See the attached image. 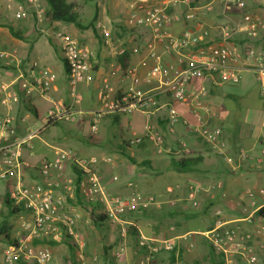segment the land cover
Segmentation results:
<instances>
[{
	"label": "crops",
	"instance_id": "0c3cea01",
	"mask_svg": "<svg viewBox=\"0 0 264 264\" xmlns=\"http://www.w3.org/2000/svg\"><path fill=\"white\" fill-rule=\"evenodd\" d=\"M25 1L0 0V47L3 49L15 48L25 61L34 60L46 68L50 66L54 56L48 46L49 44L58 48L60 57H63L60 37L62 34L76 38L83 45L90 47L95 52L92 61L94 71H92V78L89 82L81 83L78 86V91L82 94V102L79 107L89 110L100 105L99 89L105 77L110 78L118 93L125 92L131 83L130 77L126 76L128 68L131 67H136L141 76L140 87L153 89L158 86V79L149 78V71L154 63L149 51V44L153 42L150 32L145 28L129 29L125 25V21L119 19L120 15L127 16L129 14L131 4L135 0H68L75 4L77 12L79 11L78 8H82L81 5L91 6L88 11L83 9L85 15L90 17L87 24L82 22L86 26L84 29L63 21H54L52 24H47L43 20L39 23L36 21L31 9H27L24 16L18 18L15 15L16 7L19 3ZM169 1L148 0V2L157 6H162ZM244 2L246 4L244 10L226 13L218 0H193L192 11L195 19L200 21V25L210 31L208 37L210 42L221 44L225 43L221 26L229 21H240L244 12L258 14L264 21V0H244ZM208 6H212V9H207ZM171 11L178 16V19L169 25V29L174 34L180 35L187 28L195 31L200 29L199 25L195 23L196 20L193 22L184 18V12L186 11L184 6L179 5L177 8H171ZM99 23H103L112 32L111 37L114 42L111 45L105 43L101 29L98 27ZM8 26L19 32L22 38L14 36ZM43 35H46L47 41L42 39ZM121 41L127 47V53L131 54V57L127 58L126 68L123 67L121 62L123 55H118L114 50L118 42ZM232 42L242 46L245 44V38L239 35L233 38ZM87 43L91 45H87ZM256 44L264 48V32H262ZM133 46H138L139 51L133 52L131 49ZM157 51L163 54L165 63H176V54H166L161 43H157ZM5 71H10V77L3 75ZM17 73L18 69L15 67L10 69L0 67V82L11 83ZM203 85L209 86L210 89L209 94L203 99L206 106V111H203V113L210 125L222 129V138L225 142L223 153L212 148L202 138L197 129L189 128L183 121L170 123L167 105H173L183 119L195 125L197 121L188 104L176 101L169 95L161 96V106L153 113L151 118V122L156 125L165 139L162 152H159L155 143L150 140H144L137 145H131L130 143L133 134L143 133L148 124V117L142 111L137 110L128 114L105 116L99 123L107 124V130L102 132V135H99L100 137H96L94 144L87 145L76 130L79 127H86L92 131L90 118L83 117L72 122L59 121L60 123L57 125L48 126L44 120L51 106L49 98L38 94H34L29 98L39 111V117L27 110L20 100L17 101V98H13L10 113L17 122L19 131L17 136L22 137L37 126H42L41 133H46L49 139L45 140L40 134L32 140V147L25 146L22 149L23 160L30 164L25 168L24 173L26 186H33L40 180L37 167L40 160L43 158L53 159L61 149H66L79 156L98 157L99 162L96 167L102 183L110 195H128L133 189H136L146 194H153L165 201L160 207L153 206L146 210H136L123 215V221L127 222L129 229L132 225L137 228L138 236L141 232L146 235L172 238L174 242H178L181 236L190 231H205L213 227L217 208H222L227 218L238 216L241 213L237 201L239 194L249 188L264 186V153L261 152L260 143L264 135V99L260 93V84L255 72L250 68H245L242 73V80L238 84L222 82L216 75L209 81L203 78L193 80L189 86V91L199 89ZM70 89L65 70L63 76H57L52 81L50 95L53 99L69 106L72 101ZM10 93L12 94V92ZM7 109L1 103L0 96V113L7 112ZM114 125H118V130L115 131ZM46 126L48 127L46 128ZM59 126H61L59 130L55 133L51 132L53 128ZM99 132L100 129L98 128L93 133L99 134ZM115 133L117 135H114ZM240 150L247 151L248 159L241 167L232 168L226 162L225 156L236 157ZM129 157H132L134 161H131ZM183 157L192 159L191 162L196 164L193 170L181 171L175 169L173 160ZM106 158L111 160L105 161ZM73 173L74 166L69 164L66 175L71 176ZM62 181V186L57 190V193L67 195V193H70L68 183L65 180ZM193 181L199 182L203 186L198 208H191L186 205L172 207L167 203L171 198L185 197L188 192V185ZM217 181L223 182V188L213 187V184ZM169 188H174V190L169 192ZM72 195L73 197L68 196V201L69 198L73 199V201L70 200L69 206L80 213V218L76 224L78 241L64 238L59 242L51 241L41 245L49 247L53 258H55V261L52 260L54 264L63 258L70 260L71 255L67 252L68 243L77 245L80 242L82 247L85 244L82 250H86L87 246L89 251L92 248V240L99 237L100 233L97 227L101 226L106 232V226L114 223L118 240H113V245L110 244L103 250V258L107 261L104 263L114 264L113 251L121 240L120 224L107 218L102 225H99L90 212L81 204H78L74 191ZM92 204L97 214L105 213L102 212L104 209L103 203L96 201ZM2 212L9 215L8 206H4ZM24 212L22 211L19 217V227L29 233L25 224L31 220L32 215L29 213V216H26ZM189 214L191 216L188 218ZM15 216L16 214H11L9 218L8 225L11 228H16L11 222ZM21 233L18 230L17 234L20 235ZM4 238L0 239L2 241L0 245L4 247L3 249L0 248L2 262H4V250L10 244H13L5 236ZM192 239L194 247L195 244H199L201 251L206 252L208 249L205 256L207 259L206 264H209L212 254H210L211 248L208 241L202 236H199L196 240L194 236ZM201 244H205V246L203 247ZM78 252L79 250L77 254ZM140 253L136 236L128 235L127 251L122 257L123 264H139ZM184 255L188 263L191 260L195 262L197 258L196 256L195 259L191 258L189 256L190 252H184ZM168 256L169 254L165 252L159 254L158 262L169 264ZM96 258L93 257V259Z\"/></svg>",
	"mask_w": 264,
	"mask_h": 264
},
{
	"label": "built area",
	"instance_id": "2783aa9c",
	"mask_svg": "<svg viewBox=\"0 0 264 264\" xmlns=\"http://www.w3.org/2000/svg\"><path fill=\"white\" fill-rule=\"evenodd\" d=\"M43 0H26L16 7V17L21 18L27 9L33 11L40 23L44 19ZM224 12L242 11L244 0H218ZM182 5L186 8L184 18L196 20L192 11L193 0H170L162 6L153 5L148 0H135L126 17L125 25L129 29L145 28L153 38L149 44V51L154 63L149 71V78L159 81L153 89L140 87L141 76L136 67L128 68L126 76L131 83L123 93H118L109 77L103 79L99 89L100 105L97 108L85 110L80 106L82 94L78 91L81 83L89 82L92 78L93 58L95 52L83 45L76 38L61 35L62 56L69 68V83L71 104L66 106L50 95L52 81L57 77L49 68L39 65L35 61H25L15 48L0 47V60L8 67L18 69L15 79L11 82H0L1 103L8 109L0 113V197H7L15 204H23L31 213V220L25 224L28 234L18 238L16 243L10 244L4 251L7 262H13L19 257L32 260L35 264H51L53 254L49 247L37 245L36 241L59 242L64 238L78 241L76 224L80 213L69 206L68 196L73 197L79 190L82 198L89 202H101L104 212L112 222L120 224L121 240L113 251L114 264H123L122 257L127 251L129 225L123 221V215L136 210H145L153 206L160 207L165 201L153 194H146L133 189L128 195H110L100 178L96 164L98 157H83L71 150L61 149L53 159L43 158L37 165L40 180L33 186L27 187L24 180L25 168L30 164L22 158L23 147L33 146L32 140L38 137L43 128L37 126L26 135L13 137L15 117L10 113L13 98L20 94L32 96L38 94L49 98L51 106L45 118V124L57 121H76L83 117L90 118L93 132L98 130L99 121L108 115L128 114L142 111L148 117V124L143 133H135L130 139L131 145H137L144 140L155 143L159 152L164 150V136L151 122L153 113L161 106V96L169 95L176 101L188 104L197 121L193 124L181 117L173 105H167L170 123L183 121L189 128L197 129L202 138L215 150L223 153L225 142L222 129L209 124L203 111H206L204 97L209 94V86L203 85L199 89L189 91L193 80L203 78L207 81L216 75L222 82L238 84L242 80L245 68L252 69L260 84V93L264 99V48L256 41L264 32V21L258 14L244 12L240 21H229L221 26L225 43L214 44L208 39L210 31L200 25L199 30L187 28L180 35L169 29V25L178 19L171 8ZM207 9H212L208 6ZM102 36L106 44H112L110 30L99 23ZM242 35L249 40L242 46L232 42L236 36ZM157 43L163 45L166 54H176V63H165L163 54L157 51ZM115 52L123 55L127 51L124 42H118ZM133 52L139 47L133 46ZM12 92V94L10 93ZM264 126V120H263ZM261 152L264 153V135L261 138ZM248 159V153L240 150L236 157L225 156L232 168H239ZM106 158L105 161H110ZM71 164L77 168L83 178L76 184V173L66 175L67 166ZM62 180L68 183L70 193L61 195L57 190L62 186ZM133 185V184H130ZM222 181L213 184L214 188H223ZM174 188H169V192ZM203 186L199 182H190L185 197L171 198L167 203L174 207L186 205L198 208ZM241 213L234 218H227L222 208L215 211V224L209 230L190 231L180 237V241L157 235L139 233L137 246L140 253L139 264H161L158 255L168 253V262L174 256L173 264H183V252H190L194 247L193 237H204L213 250L219 264H264V186L249 188L238 196ZM3 203L0 199V212ZM77 254L78 264H90L79 242ZM208 264V263H207Z\"/></svg>",
	"mask_w": 264,
	"mask_h": 264
},
{
	"label": "trees",
	"instance_id": "16d2710c",
	"mask_svg": "<svg viewBox=\"0 0 264 264\" xmlns=\"http://www.w3.org/2000/svg\"><path fill=\"white\" fill-rule=\"evenodd\" d=\"M44 2L46 3V5H44V22L47 24H52L54 21H63L65 23H72L75 26H77L78 28L84 29L86 28V26L82 23L81 18L75 8V4L72 2H69L68 0H44ZM37 21V20H36ZM10 32L19 38H22L21 34L19 32H17L16 30H14L13 27L8 26ZM259 40V39H258ZM257 40V41H258ZM249 40L245 39V43L248 42ZM256 41V43H257ZM258 45V44H257ZM131 54L127 53V51L123 54V56L121 57V62L123 64V67L126 68L127 67V58H130ZM62 60L64 62V66H65V70L68 76V80H69V68L67 63L65 62L64 58L62 57ZM0 67L2 68H6V69H10V68H14L13 66H6L1 60H0ZM30 97L32 96H24L23 94H20L17 97V101L20 100L24 107L29 110L30 112L34 113V115L39 117V111L37 110V108L35 107V105L30 101ZM60 122H54V123H49L47 124L48 126L51 125H57ZM46 126V128L48 127ZM19 135V131H18V127H17V122L15 121V127H14V133H13V137ZM131 161H134V159L132 157H129ZM192 159L183 157V158H179L176 160H173L174 162V167L177 170H181V171H189V170H193L194 165L191 162ZM74 173H76V184H79V182L81 181V179L83 178L84 174H82V172H80L79 170H77L76 167H74ZM8 195H3L0 197L2 203H3V207L4 206H8L9 208V215H5L4 212H0V236L4 235L6 237V239L12 241L13 243H16V240H12L11 239V226L8 225L9 224V218L11 217V214H16L19 215L22 213V211H27L28 209L23 205H18L15 204L12 200H10L8 197ZM76 198H77V202L78 204H81L85 209H87L91 216L93 217V219L95 220V222H97L99 225H102V223L104 222L105 219H107V215L106 213H96L95 212V207L92 203H89L87 201H85L79 190L77 189L76 192ZM70 200L73 201L72 198H69V202ZM149 209V208H148ZM146 210V209H145ZM191 216V214H189L187 217L189 218ZM194 216V215H193ZM133 235L134 237L136 236V242H137V238H138V230L135 226H130L129 229V235ZM51 242V241H50ZM36 243H41V244H46L49 243L48 241H36ZM72 248H74V245H71ZM210 254H212V257L209 259V264H219L217 260V257L215 256L213 250H210ZM191 255V253H190ZM181 257L183 258V260H185V262H187L186 256L184 255V252L182 251ZM16 263L17 264H30L25 258L23 257H19L16 259ZM174 263V256L171 255V262L170 264ZM188 263V262H187ZM35 264V263H34ZM189 264V263H188Z\"/></svg>",
	"mask_w": 264,
	"mask_h": 264
},
{
	"label": "rangeland",
	"instance_id": "374dc122",
	"mask_svg": "<svg viewBox=\"0 0 264 264\" xmlns=\"http://www.w3.org/2000/svg\"><path fill=\"white\" fill-rule=\"evenodd\" d=\"M42 2H43V5H46L44 0ZM79 6H80V4H79ZM81 7L82 8H80V9L78 8V10H79L78 12H79L80 16H82L81 21L84 24H87L90 17H89V15L88 16L85 15V13L83 12V9H85V11H88L91 8V6H86L85 7V6L81 5ZM126 17L127 16L123 14V15L119 16V19H121L124 22L126 20ZM111 36H112V32H111ZM46 38H47L46 35L42 36V39L45 40V41H47ZM113 42H114V39H112V43ZM87 45H91V44L87 43ZM48 46L52 50V52L54 54L53 59H52V61L50 63V66L48 68L50 70H52L56 74V76H60L61 77V76H63L65 74V66H64V62H63L62 58L60 57V51H59L58 48L54 47L53 45L49 44ZM92 71H94V69ZM3 75L4 76L8 75L10 77V71H5ZM60 127L61 126L53 128L51 130V132L55 133L57 130H59ZM97 127L100 129L99 134H94L89 128H86V127L85 128L84 127H79V128H77L76 131L79 132L81 137H83L82 139L85 142V144H87V145L88 144H94L96 142V137H100L99 135H102V132L107 130V124L98 123ZM113 127H114L115 131L118 130V125H114ZM41 134H42L41 136L45 140H49L47 138V134L46 133H41ZM114 135H117V133H115ZM105 140H107V139H105ZM83 157H86V156H83ZM3 186H5V184L2 182L0 184V188H2ZM102 212H104V209H103ZM24 213H26L25 214L26 216H29L30 212H29V210H27ZM21 214L16 215L15 217H13V220L11 221L12 224H14L16 226V228L14 227L11 230L12 239L16 240V242L18 241V238L25 237L28 234L25 231H23V229L21 230V228L19 227V222H20L19 217H20ZM106 228H107V230L105 232L104 229L101 226H98L97 230L100 233L99 237L97 239L92 240V243H93V244H91L92 248H90L89 251L87 250V246H86V250L84 249V253L89 258V263L90 264H105L104 262L106 260L103 258V256H104V253H103L104 248L106 246H110V244L113 245V242H114L113 240H116V239L118 240V234H117V230H116V225L114 223H110V225H107ZM108 228H109V230H108ZM18 230H20V232H22L20 235L17 234ZM0 237H1L0 239H2V238L5 239L4 236H0ZM196 238H199V235H195V240H196ZM0 242H2V241H0ZM48 242H50V241H48ZM36 244L37 245H41V243H36ZM77 245H78V247H77ZM77 245H74L75 247L72 248L70 243H68L67 252L70 253L71 259L69 260L68 258H63L62 260H59V262L55 263V264H78L76 254H77V251L80 249V246H79V244H77ZM84 245H83V247H84ZM197 245L199 246V244H197ZM197 245L195 244V247L190 251L191 255H189L191 258H194V259L196 257L197 258L195 259V262H193V260H191L189 262V264H206V260L207 259H206L205 255H206V252H208V249L206 250V252L205 251H201V247L200 246L198 247ZM201 245H203V244H201ZM204 246H205V244L203 245V247ZM83 247H82V249H83ZM0 248L3 249L4 247H2V245H0ZM94 256L97 257V258L93 259ZM52 260L55 261V258H53ZM27 261L30 264H34L35 263L32 260H27ZM51 263L54 264L52 261H51ZM0 264H17V263H16V260H14L13 262H7L5 260V257H4V262H2V253L0 252ZM183 264H188V263L185 262V260H183Z\"/></svg>",
	"mask_w": 264,
	"mask_h": 264
}]
</instances>
